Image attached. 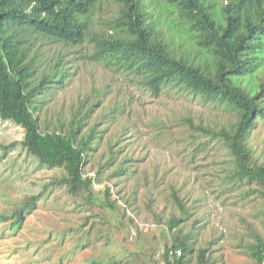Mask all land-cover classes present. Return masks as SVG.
<instances>
[{
  "label": "trees",
  "instance_id": "1",
  "mask_svg": "<svg viewBox=\"0 0 264 264\" xmlns=\"http://www.w3.org/2000/svg\"><path fill=\"white\" fill-rule=\"evenodd\" d=\"M104 3L118 5L110 16L117 30L114 37L96 38L88 58L134 75L154 96L176 90L231 114L234 120L212 125L195 124L191 118L186 121L228 150L233 163L227 177L256 184L246 194L259 193L264 199V161L255 155L251 144L258 121L264 122V0H0V119L24 128L20 144L36 162L63 170L61 176L44 185V190L65 186L77 204L101 208L105 214L96 215L104 221H109L106 213L121 208L110 186L105 188L104 198L95 194L96 177L85 170L91 152L102 145L96 140L104 137L99 126L120 123L124 112L116 101L102 113L104 120L90 125L97 106H103L109 85L80 98L68 120L59 114L58 125L51 126L45 120L46 128H41L43 114L56 94L70 84L72 73L63 53L45 57L35 46L37 41L82 44L91 32L89 22L93 23L96 9ZM123 126L108 140L107 164L116 160L115 146L123 152L122 139L132 133L128 125ZM131 160L128 156L121 159L113 174L127 172L126 163ZM43 194L31 195L12 213L16 230ZM173 196L185 211L177 191ZM122 210L126 213L127 208ZM9 217L0 213V221ZM183 220L173 218L170 229ZM256 238L254 252L261 264L264 238ZM194 245L190 233L181 235L178 231L173 243L166 245V264L180 263ZM207 251H199L198 264H215L206 258ZM93 262L103 264L96 259Z\"/></svg>",
  "mask_w": 264,
  "mask_h": 264
},
{
  "label": "rangeland",
  "instance_id": "2",
  "mask_svg": "<svg viewBox=\"0 0 264 264\" xmlns=\"http://www.w3.org/2000/svg\"><path fill=\"white\" fill-rule=\"evenodd\" d=\"M117 8V4L108 3L98 7L95 28H103ZM35 46L45 57L63 53L73 73L70 84L56 94L43 114L42 129L46 128L45 120L51 126L58 125L59 114L68 120L71 111L78 108L79 99L96 88L103 90L109 85L106 95L101 93L105 101L95 109L90 125L104 120L102 113L107 107L120 103V111H124L121 122L99 126L104 137L96 140L102 145L91 152L85 170L96 177L95 194L104 198V190L110 186L121 208L106 213L109 221H104L96 215L103 212L101 208L77 204L65 186L44 190V185L61 176L63 170L36 162L20 144L24 128L0 119V213L10 216L0 221V264H94V259L103 264H166V245L173 243L178 231L181 235L190 233L194 240L204 230L210 244L217 242L221 248L232 250L250 246L257 235L264 238V199L259 193L246 194L256 184L227 177L233 163L228 150L186 121L191 118L195 124L212 125L234 120L231 114L176 90L154 96L134 75L90 60L89 43L67 46L43 39ZM124 124L132 133L122 139L123 152L115 146L116 160L107 164L108 140ZM251 144L255 155L264 161L263 121L259 120L252 132ZM126 156L132 159L126 163L128 171L114 175ZM101 165H106L104 170ZM174 190L185 211L176 203ZM42 191L36 205L25 214L22 227L16 230L12 213ZM173 218L184 220L170 229Z\"/></svg>",
  "mask_w": 264,
  "mask_h": 264
},
{
  "label": "crops",
  "instance_id": "3",
  "mask_svg": "<svg viewBox=\"0 0 264 264\" xmlns=\"http://www.w3.org/2000/svg\"><path fill=\"white\" fill-rule=\"evenodd\" d=\"M192 226L190 225V228ZM199 228V225L195 227ZM200 231V230H199ZM188 234V233H184ZM199 236L195 240L194 249L185 258L177 264H198L199 262V251L207 248L206 258H210L215 261V264H260L256 258L254 248L256 247L257 241L250 246L245 248H221L222 246L217 242H212L211 244L206 241L207 238L204 237V230L198 232ZM193 237V236H192ZM194 238V237H193Z\"/></svg>",
  "mask_w": 264,
  "mask_h": 264
},
{
  "label": "clouds",
  "instance_id": "4",
  "mask_svg": "<svg viewBox=\"0 0 264 264\" xmlns=\"http://www.w3.org/2000/svg\"><path fill=\"white\" fill-rule=\"evenodd\" d=\"M89 26H91V32L90 34L87 36H84V42L82 44L79 45H67V46H84L87 43L91 44L92 50L88 53V56L92 54L94 47H95V39L96 38H104V37H114V33L117 30L113 24H111V17L108 18L105 23H104V27L101 29H96L94 26V19H93V23L91 24L89 22ZM78 36L80 35L79 32L76 33ZM59 44H64V43H60ZM66 45V44H64ZM73 74V73H72Z\"/></svg>",
  "mask_w": 264,
  "mask_h": 264
},
{
  "label": "built area",
  "instance_id": "5",
  "mask_svg": "<svg viewBox=\"0 0 264 264\" xmlns=\"http://www.w3.org/2000/svg\"><path fill=\"white\" fill-rule=\"evenodd\" d=\"M177 254H178V255H181V250H178V251H177ZM261 264H264V253H263V260H262Z\"/></svg>",
  "mask_w": 264,
  "mask_h": 264
}]
</instances>
